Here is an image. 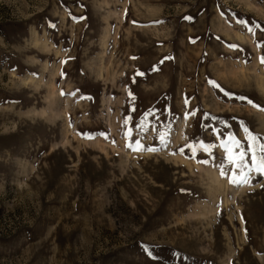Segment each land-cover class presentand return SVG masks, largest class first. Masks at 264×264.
<instances>
[{
	"label": "rangeland",
	"instance_id": "374dc122",
	"mask_svg": "<svg viewBox=\"0 0 264 264\" xmlns=\"http://www.w3.org/2000/svg\"><path fill=\"white\" fill-rule=\"evenodd\" d=\"M261 57L264 0H0V264H264Z\"/></svg>",
	"mask_w": 264,
	"mask_h": 264
},
{
	"label": "snow or ice",
	"instance_id": "6c2138e0",
	"mask_svg": "<svg viewBox=\"0 0 264 264\" xmlns=\"http://www.w3.org/2000/svg\"><path fill=\"white\" fill-rule=\"evenodd\" d=\"M251 31V29H249ZM261 64H264V57H261L260 59ZM241 99H246L244 97H241ZM249 103H252L251 101H248ZM253 107H259L258 105L253 104ZM264 110V109H261ZM147 115H154V113L150 112ZM146 122V119L144 122H141L137 125V130L139 132L144 131V123ZM127 121H125V127L127 129ZM247 132V129H245ZM125 135L128 136L131 139V130L128 129L125 131ZM143 137L141 136L140 139H136L133 143L128 144V147L132 148L133 151L136 150H146V151H155L156 149H153L151 147L144 148L141 144V139ZM159 139L161 143L166 142V136L164 134H159ZM248 139L250 141L248 146V152L252 154V166L249 167L248 164L245 162V155L246 153L244 151H240L238 155L232 153L231 149L227 147V145H222L225 147L226 151L229 152L227 162L229 164L235 165L237 169H239V174H234L231 177H229V183L233 185H240V184H247L248 183V173L252 171H256L260 173L261 175H264V156H258L257 151L264 153V144H257V137L255 136H248ZM236 146L238 148H242V145L239 144V142H236ZM203 147V145H201ZM206 163V161H205ZM227 170L221 171V176H224L226 174Z\"/></svg>",
	"mask_w": 264,
	"mask_h": 264
}]
</instances>
